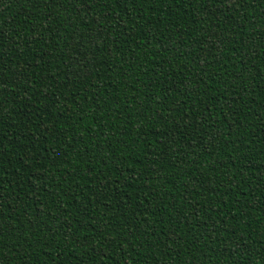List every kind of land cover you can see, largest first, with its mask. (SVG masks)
I'll use <instances>...</instances> for the list:
<instances>
[{"label": "trees", "instance_id": "16d2710c", "mask_svg": "<svg viewBox=\"0 0 264 264\" xmlns=\"http://www.w3.org/2000/svg\"><path fill=\"white\" fill-rule=\"evenodd\" d=\"M0 264H264V0H0Z\"/></svg>", "mask_w": 264, "mask_h": 264}]
</instances>
